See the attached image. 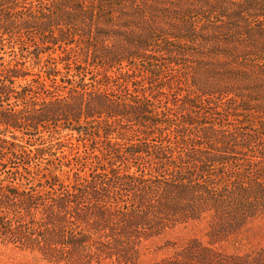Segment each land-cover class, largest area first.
<instances>
[{"label": "trees", "instance_id": "obj_1", "mask_svg": "<svg viewBox=\"0 0 264 264\" xmlns=\"http://www.w3.org/2000/svg\"><path fill=\"white\" fill-rule=\"evenodd\" d=\"M263 212L264 0H0V242L134 264Z\"/></svg>", "mask_w": 264, "mask_h": 264}, {"label": "rangeland", "instance_id": "obj_2", "mask_svg": "<svg viewBox=\"0 0 264 264\" xmlns=\"http://www.w3.org/2000/svg\"><path fill=\"white\" fill-rule=\"evenodd\" d=\"M61 67V66H60ZM209 230L206 219L202 221L178 224L165 230L143 244L141 254L134 264H211L208 260H199L197 254L187 252L193 241L201 247H211L227 258L247 257L250 264L264 262V212L249 219L225 240L216 241L207 236ZM260 260L259 262L256 261ZM237 263V262H236ZM238 262L237 264H239ZM0 264H56L50 263L38 254L24 250L11 243L0 242ZM91 264H117L106 259Z\"/></svg>", "mask_w": 264, "mask_h": 264}]
</instances>
